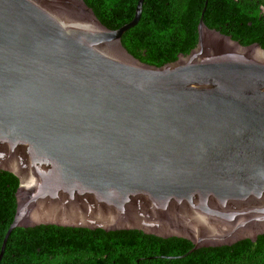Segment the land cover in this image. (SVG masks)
I'll return each instance as SVG.
<instances>
[{
    "label": "water",
    "instance_id": "1",
    "mask_svg": "<svg viewBox=\"0 0 264 264\" xmlns=\"http://www.w3.org/2000/svg\"><path fill=\"white\" fill-rule=\"evenodd\" d=\"M84 0H0V170L17 227L131 230L192 248L264 236V48L197 23L158 64Z\"/></svg>",
    "mask_w": 264,
    "mask_h": 264
},
{
    "label": "trees",
    "instance_id": "2",
    "mask_svg": "<svg viewBox=\"0 0 264 264\" xmlns=\"http://www.w3.org/2000/svg\"><path fill=\"white\" fill-rule=\"evenodd\" d=\"M84 1L109 29L130 21L137 2ZM201 14L208 27L264 48V0H143L138 22L121 43L142 62L170 61L195 46ZM17 186L15 175L0 170V246L15 212ZM191 248L189 240L140 231L38 225L12 230L0 264H264V236Z\"/></svg>",
    "mask_w": 264,
    "mask_h": 264
}]
</instances>
